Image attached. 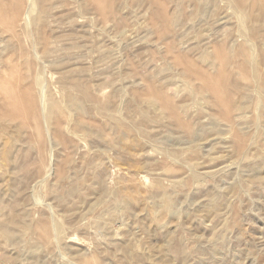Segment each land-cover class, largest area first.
I'll use <instances>...</instances> for the list:
<instances>
[{
	"label": "rangeland",
	"instance_id": "rangeland-1",
	"mask_svg": "<svg viewBox=\"0 0 264 264\" xmlns=\"http://www.w3.org/2000/svg\"><path fill=\"white\" fill-rule=\"evenodd\" d=\"M0 85V264H264V0H0Z\"/></svg>",
	"mask_w": 264,
	"mask_h": 264
},
{
	"label": "bare ground",
	"instance_id": "bare-ground-1",
	"mask_svg": "<svg viewBox=\"0 0 264 264\" xmlns=\"http://www.w3.org/2000/svg\"><path fill=\"white\" fill-rule=\"evenodd\" d=\"M1 89H2V91H1ZM0 91L3 92V87H1V85H0ZM23 97H25V96H22V99H23ZM9 98L11 100V104L9 105L10 114L13 115V116L21 117L20 116V113H22V112L24 113L26 111L25 110H22L23 107L19 103V97H18V95L17 94H14V93H9Z\"/></svg>",
	"mask_w": 264,
	"mask_h": 264
}]
</instances>
